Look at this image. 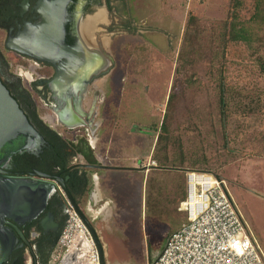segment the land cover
Instances as JSON below:
<instances>
[{
  "label": "rangeland",
  "instance_id": "1",
  "mask_svg": "<svg viewBox=\"0 0 264 264\" xmlns=\"http://www.w3.org/2000/svg\"><path fill=\"white\" fill-rule=\"evenodd\" d=\"M147 1L150 2L151 9L149 8V10L151 11L148 12L145 10L146 7H143L137 9L135 15L136 17H145L147 14L149 23H159L168 31L174 32L172 36L173 50L175 51V56L172 55V57L174 58L170 57L172 54L170 51H167V61L163 59L162 55L157 54L158 58L168 64L169 67L161 66L160 60L153 58L146 44L143 45V48L137 47L136 51H133L134 44L131 43L132 40L129 36L119 35V33H115L119 36L114 33L108 36L110 38L114 35L112 38L115 40V45L125 41L128 44L127 48L129 47L128 51L131 53L129 60L122 64L125 70H113L120 87L113 86L111 89L109 114L113 115V118L119 122V130L128 128L133 133L141 130L148 135L146 138L141 137L143 138L141 140L139 138L135 140L136 144H142L143 153L145 145L147 147L149 143L155 140L154 135L156 133L151 129V125L155 122L159 126L165 113L164 104L167 100V94L170 92L172 80L175 78L173 66L175 69L177 65L181 66L182 64L176 59V50L179 49L182 29H184L183 23L180 24V21L184 16L186 18L188 12V9L184 12H177L175 11L176 5L169 8L167 2L165 5H161L160 0L157 2L155 0ZM226 3L227 0H197L196 3L195 1L189 3L188 7L190 6L189 10H194L199 15L202 20L200 25L207 27L210 20L222 19L225 16ZM156 15L160 16L162 20L157 21ZM160 36L153 34L151 38L159 39ZM161 41L163 42L162 39ZM161 45L164 44L161 43ZM199 45H203V47L198 50L196 55L191 49L190 51L185 50L187 54L184 55V58L189 56L193 61L188 64L187 58L184 60L185 65L180 68V70H185L184 76H178L179 83L175 86H179L174 90L175 99L170 110H166L168 121H170V127L176 129L174 135L182 134V159H190L194 151L198 154L197 158L204 154L210 158V165L207 168L215 176L227 182L229 192L242 214L247 230L264 258V122L260 119L253 120L254 118L235 120L233 125H235L236 138L232 140L233 142L226 144L227 149H223L220 135L215 133L218 131V123L215 112L212 111L210 93L206 92L205 94L192 79L185 87L180 85L182 84L180 81L184 82L187 81L186 78H191L190 74L195 80L202 79L201 81H203V76L207 70L213 68L214 59L211 55V48L204 45V40ZM123 50L120 49V51ZM120 51L116 55H120ZM116 60H118L117 64L121 62V59ZM112 63L114 64L113 60ZM17 67L18 65L13 66L11 72L22 75L20 82L27 89V78L29 77L26 78L25 74H29L30 71H24L20 66ZM124 75L125 77H123ZM49 121V124H52L53 119L51 118ZM195 123L198 124L197 131L192 129ZM213 127L215 129H212ZM201 149H205V151L200 153ZM145 157L142 158V164L147 166L145 171L150 167L155 168L157 166L156 162L155 166H151V159ZM188 162V160L183 161L182 165H187ZM162 172V170L155 168L149 174L162 176L164 180L167 179L168 181L172 178V184L176 186H174V196L171 194L173 186L166 189L164 187L159 195L157 193L160 204L150 202V205L152 204L160 210L161 218H156V221L151 216L154 207H147L146 213L144 212L143 216L140 215L138 196L140 189L132 190L134 198L131 197L127 203L122 202L125 184L123 180L118 178L115 181L116 189H118L114 191V195L110 196L113 199L110 198L109 200L116 207L117 216L113 217L102 233L106 241L104 253L109 251L110 261L120 260L125 264H135L136 260L143 259L147 253L148 244L152 247L155 242L159 241L158 244L160 245L166 236L184 221L183 213L177 212L175 205L180 193L183 196L182 188L179 186L183 182L182 175L184 172L182 170L173 171L174 175L171 178L167 176L168 173ZM149 177L153 180L152 175ZM152 197L151 192L150 200ZM124 206H126V210H123ZM124 212L127 213L124 214Z\"/></svg>",
  "mask_w": 264,
  "mask_h": 264
},
{
  "label": "flooded vegetation",
  "instance_id": "2",
  "mask_svg": "<svg viewBox=\"0 0 264 264\" xmlns=\"http://www.w3.org/2000/svg\"><path fill=\"white\" fill-rule=\"evenodd\" d=\"M121 6V0H0V80L8 86L20 82L22 75L11 72L15 64H20L18 67L24 71H30L25 88L28 97L37 111L43 109L40 117L42 124L63 138L85 141L88 133L80 124L72 129L62 126L58 123L59 115L67 120L74 117L85 119L84 115L91 109L95 111V106L96 111L101 113L110 100L115 84L112 82H119L117 76H113L114 64L109 62V44L105 40H109L108 36L112 34L108 31L111 23L119 24L122 20L121 14L116 11ZM137 31L146 29L137 28ZM78 44L81 51L91 57V64L94 65L91 71L88 67H80L84 65V60L78 65L82 69L75 70ZM66 57L70 58V63ZM57 70H66L67 80L56 77ZM72 70H75L73 76ZM86 106L88 111L83 113ZM51 118L53 121L49 124ZM86 145L89 148L87 142ZM43 148L49 150L46 142L37 153H25L39 157ZM78 156L73 160V167L86 171L84 166L87 163L79 162ZM11 159L3 168L5 173L1 177L24 181L29 186H42L52 194L35 219L18 226L25 240L23 242L18 237L14 251L4 264H17L19 261L40 264L47 257L51 258L66 224L65 198L71 201L66 194V190L69 192V176L62 170L48 173L28 165L24 169H16ZM30 171L59 177L65 189L57 180L29 176ZM5 222L11 223L9 220Z\"/></svg>",
  "mask_w": 264,
  "mask_h": 264
},
{
  "label": "trees",
  "instance_id": "3",
  "mask_svg": "<svg viewBox=\"0 0 264 264\" xmlns=\"http://www.w3.org/2000/svg\"><path fill=\"white\" fill-rule=\"evenodd\" d=\"M116 11L120 13L123 10L116 8ZM201 21L194 10H188L182 39L176 54L177 61H181L182 64L174 69L175 78L172 80L164 108L165 113L159 126L156 123L151 125V129L157 136L152 159L156 162V168L162 170L163 173L182 170L185 176L186 173L192 171L213 174L207 168L210 165V158L204 154L197 158L198 154L194 151L190 159H182V134L174 135L176 129L170 127L166 112L170 110L175 99L174 90L179 86H175L179 83L178 76H184L185 70H180L185 65L184 60L188 58V64L193 61L189 56L184 58L187 54L185 50L190 51L191 49L193 54H198V50L203 47L199 44L203 40L204 45L211 48V55L214 59L212 70H207L203 81L202 79L195 80L190 74L191 78H186L187 81L184 82L180 81L182 83L180 85L185 87L192 79L205 94L210 93L212 111L215 112L218 123V131L215 133H219L223 149H227L226 144L233 142L232 140L236 138L235 125H233L235 120L254 118L253 120L260 119L264 122V0H227L225 16L222 19L210 20L207 27H202ZM131 27L127 17L119 24L111 23L108 31L110 33L122 31L133 33ZM16 65L20 64L14 66ZM232 67L234 69H230ZM3 85L49 147V150L43 148V153L39 157L25 152L16 154L11 159L12 165L16 169H24V166L28 165L48 173L65 171L71 183L67 185V188L74 204L78 206L87 192L88 178L84 170L73 167V160L81 154L85 156L86 163L93 165L95 161L91 157L92 151L84 140L74 144L70 137L63 138L45 127L40 120L43 109L37 111L21 82L13 86L5 83ZM192 129L197 131L198 124L195 123ZM203 151L205 149H201L200 153ZM186 160L189 161L188 164L182 165ZM157 176L158 181L164 180L162 176ZM183 198L184 196H181V201ZM149 206L154 207L152 204ZM49 261L50 256L39 263L49 264ZM17 264L23 263L19 261Z\"/></svg>",
  "mask_w": 264,
  "mask_h": 264
},
{
  "label": "crops",
  "instance_id": "4",
  "mask_svg": "<svg viewBox=\"0 0 264 264\" xmlns=\"http://www.w3.org/2000/svg\"><path fill=\"white\" fill-rule=\"evenodd\" d=\"M192 1H195L196 3L197 0H191V2ZM155 2H157V0H155ZM166 2L169 8L176 5L175 11L177 12H181V11L184 12L187 9L189 10L190 6L188 7V5L189 3H191L190 0H160L161 5H165ZM121 3L122 6L119 9L123 11L120 12L122 14L121 15L122 20L120 22L125 21L128 17L132 26L131 28H133V33H127L125 31H122L119 32V35H123V36L127 35L130 37V39L132 40L131 43L134 44L132 50L136 51L137 47L143 48L144 47L143 45L146 44L148 46V50L150 51L154 59L160 60L157 55L160 54L162 55L163 59H166L167 61L168 60L167 51H170L172 53L170 57L174 58L172 57V55L175 56L174 55L175 51L173 50L174 48H173V37H172L174 35V32L168 31L167 29L162 27L159 23H154V24L149 23L148 17H146L147 14L145 17L143 16L136 17L135 15V11L137 9H142L143 7H146L145 10L150 12L151 11L149 10L150 2L147 0H121ZM156 20L161 21L162 18L156 15ZM184 22H185V16L180 21V24L183 23L182 24L183 28H184ZM137 28H141V30H144L145 28L146 31H137ZM153 34H159L161 35L160 36L161 38L160 37L159 39L155 37L151 38V35ZM119 35L117 34L116 36ZM112 37H114V35L111 36L109 40L108 39L105 40L106 44L107 43L109 44L107 49L109 62H112V60L114 61L113 70H125V68L122 67V64L128 61L131 56L130 55L131 53L128 51L129 47L127 48L128 44H126L124 41L122 43H119L118 45H115L114 44L115 40ZM161 39L163 40V42L161 41ZM180 41H179V45H180ZM161 43H163L164 45L162 46ZM121 48L124 50L120 51ZM118 51L121 52L120 55H116ZM177 51L178 50H176V54ZM116 59L119 60L121 59V62L117 64L118 60ZM160 64L163 67L168 66V64H166L162 60H160ZM172 70H174V66ZM123 77H125V75ZM123 79L125 80V78ZM112 83H115L114 84L115 87L117 88L120 87L119 82L116 83L113 81ZM165 104H164V108H165ZM110 105H111V100H109L108 103L104 106L105 107L104 109H101V113L96 111L97 106H95V111H93V109L88 111L89 107L86 106L82 110L83 113L88 111L87 114L85 115L83 114L84 116H86V118L81 119L78 117L79 120L81 119L80 120L81 122H84L82 123L83 124L82 126H84V128L86 129V133H88L87 136L84 137V139L88 143L89 148L92 151L91 157L95 161L93 165L97 166V168L95 169L87 168L85 171V174L88 178V184H87L88 190L82 199L83 202L81 200V202L78 204V208L95 232L97 240L99 241L101 246L104 264H125L120 260L110 261L111 258L109 251L104 253V247L106 246L105 243L106 241L102 233L105 231L107 225H109L113 217L115 215L117 216L116 207L109 200L110 198H112L110 196L114 195L115 193L114 191L118 189V188L116 189L117 186H115L116 184L115 181L117 180V178L124 181L125 191H124L123 199L121 200L122 202L127 203L131 199V197L134 198L132 190L140 189L138 196L140 201L141 216L144 215V212L146 213L147 207L149 206L150 202L152 204L159 203L157 198V193L159 195L160 192L164 189V187L166 189L169 188V186H173L171 188L172 190L171 194L174 196V186L176 185L172 184L173 180L171 177H173L174 175L173 171H166V173H168L167 176H169L171 180L168 181L167 179H165L158 181L159 180L158 176L149 174L152 171H154L157 166L155 168L148 166L150 168L147 170L148 171L147 172L145 171L147 166H145V164H142L143 156H146L145 158H150L151 161H154L152 159V152L157 136L154 135L155 140L152 141V143H149L147 147L145 145V150L143 153L142 150L144 148H142V144L141 143L136 144L135 140L138 138L141 140L143 139L141 137L144 136L146 138L148 135L141 130L139 132H134V133L130 132L128 128H126V130H119V125H118L119 122L115 118H113V115L109 114ZM93 112L94 114H92ZM145 132L147 133V131ZM79 140L80 138L79 139L72 138V142H74V144H78ZM78 157H79V162L86 163L85 156L80 154ZM150 175L154 176L153 180L149 177ZM182 181L183 182L179 187L182 188V194L184 198L181 201L180 198L182 195L180 193V196L178 197L175 203L176 211L180 213L182 212L179 211L178 208L186 197L185 172L182 175ZM151 192L153 194V197L150 200ZM124 209L125 210L127 209L126 206L123 207V210ZM126 213L127 212H124V214ZM151 216L154 218V221H156V218L160 219L161 218L160 210H158L157 208L156 210L153 209ZM183 218H184V214H183ZM89 219L91 222L89 221ZM172 232H170L169 234H171ZM168 235L166 236V238L168 237ZM166 238L164 241L161 242L160 245L158 244L160 243L159 241L155 242V245L152 247H150V245L148 244L147 253H145L143 259H140L139 261L136 260L135 264H149L150 262H152L164 247Z\"/></svg>",
  "mask_w": 264,
  "mask_h": 264
},
{
  "label": "built area",
  "instance_id": "5",
  "mask_svg": "<svg viewBox=\"0 0 264 264\" xmlns=\"http://www.w3.org/2000/svg\"><path fill=\"white\" fill-rule=\"evenodd\" d=\"M151 166H155L154 161ZM185 184L186 197L178 208L184 221L168 235L149 264H264L227 182L213 174L192 171L186 173ZM65 201L66 224L49 263L56 264L72 252L75 264H101L94 235L71 201ZM81 240L85 247L82 243L78 246Z\"/></svg>",
  "mask_w": 264,
  "mask_h": 264
},
{
  "label": "water",
  "instance_id": "6",
  "mask_svg": "<svg viewBox=\"0 0 264 264\" xmlns=\"http://www.w3.org/2000/svg\"><path fill=\"white\" fill-rule=\"evenodd\" d=\"M80 43V41H79ZM78 44L77 66L75 70H81L80 67H88L93 69L91 57L87 53L81 51ZM40 59V58H39ZM70 63V58L66 57ZM84 60L83 66H78ZM75 70H72V76ZM93 71V70H92ZM71 76V75H70ZM56 77L64 81L66 79V70H57ZM59 124L72 129L74 125H83L76 117L72 120L61 118L59 115ZM78 121V122H77ZM45 145L44 139L29 123L27 117L20 109L17 102L10 95L7 88L0 80V175L4 174L8 161L15 154L22 152L37 153L40 146ZM89 169H95L97 166L85 165ZM31 177H39L46 180H57L61 187L65 189L62 179L57 176H50L38 171H30ZM51 191L44 187L29 186L24 181L10 180L0 176V264L8 262L10 254L14 251L18 242V237L24 242V237L19 231V225L31 221L45 208L47 200L51 195ZM68 198L71 200L75 210L80 214L89 230L94 235L96 245L100 252V263L104 264L102 250L94 230L84 218L78 206L66 190ZM9 220L11 223H6ZM3 222V223H2ZM7 225H4L5 223ZM81 244L79 243L78 246ZM56 264H75L72 252L64 254Z\"/></svg>",
  "mask_w": 264,
  "mask_h": 264
},
{
  "label": "bare ground",
  "instance_id": "7",
  "mask_svg": "<svg viewBox=\"0 0 264 264\" xmlns=\"http://www.w3.org/2000/svg\"><path fill=\"white\" fill-rule=\"evenodd\" d=\"M25 77L27 78V77H29V74H25ZM83 237H81V239H82ZM78 243H82L83 244V246L85 247L86 246V243L84 242V241H79Z\"/></svg>",
  "mask_w": 264,
  "mask_h": 264
}]
</instances>
